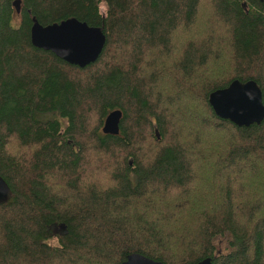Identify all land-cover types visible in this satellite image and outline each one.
<instances>
[{"label":"trees","instance_id":"obj_1","mask_svg":"<svg viewBox=\"0 0 264 264\" xmlns=\"http://www.w3.org/2000/svg\"><path fill=\"white\" fill-rule=\"evenodd\" d=\"M14 1L0 0V264H264V120L239 127L209 103L235 79L264 100V2ZM33 17L101 26L104 50L70 64L32 44Z\"/></svg>","mask_w":264,"mask_h":264},{"label":"water","instance_id":"obj_2","mask_svg":"<svg viewBox=\"0 0 264 264\" xmlns=\"http://www.w3.org/2000/svg\"><path fill=\"white\" fill-rule=\"evenodd\" d=\"M260 1L264 2V0ZM13 4L19 12L20 0H15ZM106 41L107 36L101 26L89 25L76 17L46 25L33 17L32 44L37 48L51 51L62 60L79 67H86L96 62L104 50ZM209 103L217 116L230 120L239 127L261 125L264 120L263 92L254 79L233 80L227 87L211 92ZM122 117L121 109L112 110L105 119L103 132L118 135ZM11 197L12 189L0 174V204L7 203ZM121 264L165 263L142 253L133 252L128 254ZM197 264H214V258L206 257Z\"/></svg>","mask_w":264,"mask_h":264},{"label":"rangeland","instance_id":"obj_3","mask_svg":"<svg viewBox=\"0 0 264 264\" xmlns=\"http://www.w3.org/2000/svg\"><path fill=\"white\" fill-rule=\"evenodd\" d=\"M53 242H54V243H56V242H57V240H56V239H54V240H53Z\"/></svg>","mask_w":264,"mask_h":264}]
</instances>
